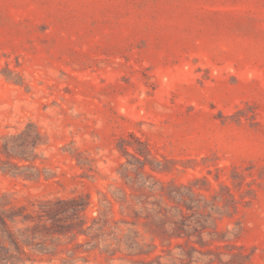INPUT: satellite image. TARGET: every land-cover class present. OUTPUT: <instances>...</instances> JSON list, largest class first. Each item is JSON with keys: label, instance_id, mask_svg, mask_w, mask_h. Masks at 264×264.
Segmentation results:
<instances>
[{"label": "rangeland", "instance_id": "obj_1", "mask_svg": "<svg viewBox=\"0 0 264 264\" xmlns=\"http://www.w3.org/2000/svg\"><path fill=\"white\" fill-rule=\"evenodd\" d=\"M57 199L16 264H264V0H0V207Z\"/></svg>", "mask_w": 264, "mask_h": 264}, {"label": "trees", "instance_id": "obj_2", "mask_svg": "<svg viewBox=\"0 0 264 264\" xmlns=\"http://www.w3.org/2000/svg\"><path fill=\"white\" fill-rule=\"evenodd\" d=\"M73 205L77 208L79 203L76 199H57L56 201H44L39 204V209L36 214H32L26 211V206L21 205L12 208L0 207V263L1 264H16L17 262H23V255H27L24 247L29 244L30 235L28 230H35L39 225L43 228H47L46 221L50 220L51 224H54L59 220V216L62 211H65V206ZM166 219H169L167 214L161 216L156 214L155 220L163 226L166 223ZM36 220L38 224L28 225L25 229H18L16 233L13 229V223L20 221L26 223L28 221ZM175 223V220L172 221ZM20 237V239H19Z\"/></svg>", "mask_w": 264, "mask_h": 264}]
</instances>
